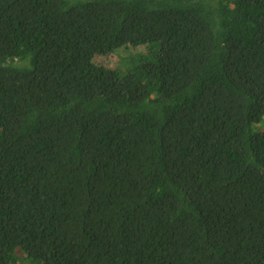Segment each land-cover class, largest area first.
<instances>
[{
    "label": "trees",
    "instance_id": "trees-1",
    "mask_svg": "<svg viewBox=\"0 0 264 264\" xmlns=\"http://www.w3.org/2000/svg\"><path fill=\"white\" fill-rule=\"evenodd\" d=\"M262 122L264 0H0V264H264Z\"/></svg>",
    "mask_w": 264,
    "mask_h": 264
},
{
    "label": "rangeland",
    "instance_id": "rangeland-1",
    "mask_svg": "<svg viewBox=\"0 0 264 264\" xmlns=\"http://www.w3.org/2000/svg\"><path fill=\"white\" fill-rule=\"evenodd\" d=\"M128 48H124V49H128ZM123 55L124 53L122 51H119L117 53H112L109 55L99 54L96 56L95 60L100 64L114 68L120 65V59ZM257 128L260 130H264V122H262V124H258Z\"/></svg>",
    "mask_w": 264,
    "mask_h": 264
}]
</instances>
